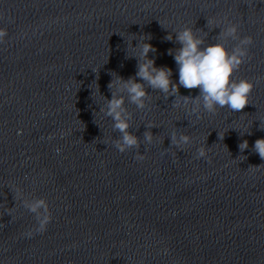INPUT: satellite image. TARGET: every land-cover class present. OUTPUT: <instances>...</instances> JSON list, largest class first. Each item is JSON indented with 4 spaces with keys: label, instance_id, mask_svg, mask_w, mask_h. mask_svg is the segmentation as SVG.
I'll list each match as a JSON object with an SVG mask.
<instances>
[{
    "label": "water",
    "instance_id": "water-1",
    "mask_svg": "<svg viewBox=\"0 0 264 264\" xmlns=\"http://www.w3.org/2000/svg\"><path fill=\"white\" fill-rule=\"evenodd\" d=\"M228 23L253 41L234 75L254 83L250 105L192 114L148 89L145 109L125 105L140 149L115 148L100 111L110 73L135 76L128 56L150 36L149 58L178 83L168 50L180 45L165 37L203 29L214 44ZM0 29V264H264V159L252 150L264 139V0H0ZM173 132L191 143L172 147ZM36 198L52 215L43 231L23 206Z\"/></svg>",
    "mask_w": 264,
    "mask_h": 264
},
{
    "label": "clouds",
    "instance_id": "clouds-1",
    "mask_svg": "<svg viewBox=\"0 0 264 264\" xmlns=\"http://www.w3.org/2000/svg\"><path fill=\"white\" fill-rule=\"evenodd\" d=\"M9 22H12L11 18ZM210 23L208 20L207 25ZM216 28L221 30L218 35L221 42L214 44L205 43V38L197 34V31L204 32L203 29L184 28L165 37V40L180 45L176 49L168 50V54L174 57L178 67V83L172 79L171 68L157 67L155 59L149 58L150 53L157 51L152 44L145 42L151 39L150 36L136 47L139 49L137 55L128 56L138 60L135 76L124 79L115 72L110 73L113 79L108 84V89L112 98L109 100L101 94L105 105L100 111L112 120V130L120 134L119 138L114 140L113 146L121 153L133 148L140 149L141 140L130 131L132 116L125 105L130 103L137 109H145L146 101L150 98L148 89L161 93L165 100L175 97L172 102L174 108L181 107L180 101H183L185 106L191 102L194 105L191 109L192 114L198 113L201 108L208 113H215L217 108L225 107L233 112H240L250 105L249 99L255 87L254 83L247 79L237 81L234 75L249 58L248 50L253 42L252 38L241 37L239 25L228 23L223 28L219 26ZM7 36V30L0 29V43H5ZM229 41L237 43L230 48ZM138 80L143 82H137ZM180 87L188 90L199 89V95L183 96L180 94ZM146 127L149 131L144 133V143L150 145L156 137L151 131L155 126L147 124ZM260 130L264 131V122H261ZM170 138L172 147L179 150L191 143L190 137L182 133L173 132ZM248 148L247 140L239 145L241 153ZM252 150L264 159V139H257ZM57 152L59 153V149ZM166 153L167 150L163 154ZM204 154L203 148L197 149V158L203 157ZM145 158V155L137 151L136 160L142 161ZM23 206L34 215L38 231L45 230L52 219L46 200L42 198L24 200Z\"/></svg>",
    "mask_w": 264,
    "mask_h": 264
}]
</instances>
